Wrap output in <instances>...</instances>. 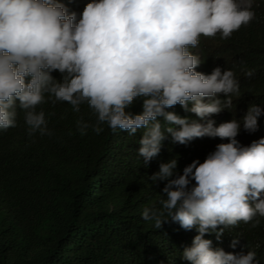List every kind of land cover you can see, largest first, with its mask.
I'll use <instances>...</instances> for the list:
<instances>
[{"label":"clouds","instance_id":"clouds-1","mask_svg":"<svg viewBox=\"0 0 264 264\" xmlns=\"http://www.w3.org/2000/svg\"><path fill=\"white\" fill-rule=\"evenodd\" d=\"M252 5L253 0H90L77 20L59 0H0V129L16 127L18 100L28 134L51 135L44 111H37L47 96L74 112L83 104L90 108L96 123L78 120L81 135L89 127L99 134L105 123L129 135L144 129L137 154L145 165L159 155L165 133L181 145L205 136L227 139L174 179L168 178L177 160L161 163L149 179L167 180L166 198L162 209L145 208L142 219L154 220L156 229L169 219L186 231L196 228L192 245L182 252L190 264H255V250L213 249L204 236L214 232L219 239L225 228L240 222L255 228L257 217L264 218V137L241 146L236 119L214 126L211 119L202 124L166 110L180 105L204 120L233 108V96L242 94L235 73L219 66L208 74L196 71L203 60L190 49L201 36L230 38L255 19ZM244 75L251 78L254 70ZM138 97L142 111H126ZM261 113L258 105L248 106L245 131L257 130ZM237 243L233 239L231 247Z\"/></svg>","mask_w":264,"mask_h":264},{"label":"trees","instance_id":"trees-1","mask_svg":"<svg viewBox=\"0 0 264 264\" xmlns=\"http://www.w3.org/2000/svg\"><path fill=\"white\" fill-rule=\"evenodd\" d=\"M59 2L78 20L90 0ZM252 10L255 19L230 38L201 36L199 46L190 49L203 60L196 71L208 74L219 66L235 73L242 94L233 96V108L204 120L180 105L166 109L202 124L211 119L214 126L236 119L241 123L236 137L241 146L264 137V0H253ZM248 69L254 70L251 78L244 75ZM51 75L62 78L57 71ZM142 103L138 97L126 111L138 114ZM250 104L262 109L258 128L251 133L242 120ZM15 110L16 127L0 129V264H190L182 252L192 245L196 228L186 231L169 219L156 229L154 220L142 219L145 208L162 209L166 198L162 189L167 180L149 177L161 163L175 158L177 167L168 178L174 179L227 139L205 136L181 145L165 133L159 155L145 165L137 154L144 129L129 135L120 129L113 132L105 123L99 134L92 127L80 134L78 120L96 123L86 104L74 112L67 102L52 103L46 96L37 111H44L51 135L30 136L18 100ZM257 218L255 228L240 222L225 228L219 239L214 232L204 238L212 241L213 249L225 252L255 250V264H264V218ZM233 239L238 240L235 248Z\"/></svg>","mask_w":264,"mask_h":264}]
</instances>
